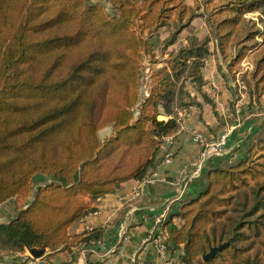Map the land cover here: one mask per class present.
<instances>
[{"label": "trees", "instance_id": "16d2710c", "mask_svg": "<svg viewBox=\"0 0 264 264\" xmlns=\"http://www.w3.org/2000/svg\"><path fill=\"white\" fill-rule=\"evenodd\" d=\"M197 17L211 38L168 51ZM163 28L170 36L157 52L152 38ZM211 41L260 104L264 0H0V207L15 200L18 211L0 225V252L99 243L102 230L71 235V227L123 183L148 178L180 129L177 109L199 105L191 90L210 102ZM257 143L208 168L205 188L163 223L187 264H264V139ZM38 176L50 182L24 208Z\"/></svg>", "mask_w": 264, "mask_h": 264}, {"label": "crops", "instance_id": "0c3cea01", "mask_svg": "<svg viewBox=\"0 0 264 264\" xmlns=\"http://www.w3.org/2000/svg\"><path fill=\"white\" fill-rule=\"evenodd\" d=\"M106 5L109 6L107 2ZM195 25L196 19L168 51L188 45L192 37L202 41L200 35L193 32ZM169 36L170 31L163 28L152 38L157 52ZM209 49L213 54L203 68V93L210 102L191 90L199 105H194L190 110L177 109L180 129L173 136L172 144L164 145L157 166L150 171L148 178L123 183L115 194L98 202L97 212L70 229L71 235L102 230V240L69 251L51 253L47 250L41 259H31L28 249L25 252H0V264H132L133 256L139 249L143 250L140 264H164L171 259L173 264H187L183 246L168 244L167 253L162 256L156 244H144L149 232L157 226L156 219L167 203L172 201V209L166 220L179 211L183 201L198 195L207 184L205 173L208 168L233 163L237 160L235 157L242 159L264 135V107L250 100V97H242L238 103H233L236 86L215 41L209 43ZM110 132L107 129L101 134L105 137ZM228 132V153L211 161L202 173H195L194 165L201 153V145L195 141V137L201 135L212 141ZM168 155H171L170 163L165 162ZM49 182L46 177H36L33 195L24 208L34 200L38 188ZM17 215L16 201H8L0 207V225L10 223ZM174 223L182 226L180 219H174Z\"/></svg>", "mask_w": 264, "mask_h": 264}, {"label": "built area", "instance_id": "2783aa9c", "mask_svg": "<svg viewBox=\"0 0 264 264\" xmlns=\"http://www.w3.org/2000/svg\"><path fill=\"white\" fill-rule=\"evenodd\" d=\"M95 2L99 0H93ZM230 133H226L225 135L219 137L217 140H208L205 137L198 135L195 137V141L198 142L201 145V153L199 155V158L197 162L194 165L195 173L199 174L202 173L206 168L210 161L214 159H218L220 157H223L226 155L227 152V144H228V138ZM173 138L167 139L165 145L172 144ZM171 161V155H168L165 162L170 163ZM231 164V163H230ZM172 207V201L167 203V205L164 207L163 213L156 219L157 226L156 228L152 229L148 236L146 237L144 244L148 243H154L157 245L158 250L162 256H164L167 253L168 250V235L167 231L163 229V223L168 218L171 208ZM143 250L139 249L137 253L134 254L132 259V264H140L141 256H142ZM31 259H33L31 257ZM164 264H173V260H168Z\"/></svg>", "mask_w": 264, "mask_h": 264}, {"label": "rangeland", "instance_id": "374dc122", "mask_svg": "<svg viewBox=\"0 0 264 264\" xmlns=\"http://www.w3.org/2000/svg\"><path fill=\"white\" fill-rule=\"evenodd\" d=\"M99 1H102V0H99ZM98 2V1H97ZM188 2H190L191 4H193V5H195L196 3H201L202 2V0H188ZM107 7H110V6H107ZM110 9V8H109ZM201 18L202 17H197L196 18V25H195V28L193 29V32H195V33H197L198 35H200V37L202 38V40H204V39H206L207 37H210V34H209V31H208V29H207V27H206V25L204 26V24L205 23H203V18H202V20H201ZM191 31V30H190ZM211 38V37H210ZM201 40V39H200ZM160 51V50H159ZM148 64H146V67L147 68H145L143 71H144V77H143V90L145 91V89H146V84H147V77L146 76H148L149 75V70H148ZM242 67L244 68V69H249V70H251L252 68H253V66L251 65V63H249L248 61L247 62H244L243 64H242ZM233 81V80H232ZM233 83L235 84V86L238 84V83H240V87L237 89L236 88V98L234 99V101H233V103L234 102H236V103H238L239 102V100H241V99H243L242 97H244V98H246V97H249V95H248V92H246L247 91V88L244 86V84L239 80V81H233ZM232 103V104H233ZM235 103V104H236ZM260 105H262L261 107L263 108L264 107V96H263V98L260 100ZM239 107V106H238ZM263 111V110H262ZM101 137H103V134H101ZM264 139V135L262 136V137H260L259 138V140H257L258 142L259 141H261V140H263ZM257 141L255 142V144L254 145H256V144H258L257 143ZM237 160L235 161V162H237L238 160H239V158L238 157H235ZM212 161H214V160H212ZM211 162V161H210ZM209 162V163H210ZM235 162H233V163H235ZM208 163V164H209ZM232 164V163H231ZM221 166H226V164H224V165H222V164H220ZM220 165H218V166H220ZM228 165V164H227ZM209 165H207V167H208Z\"/></svg>", "mask_w": 264, "mask_h": 264}, {"label": "water", "instance_id": "95a60500", "mask_svg": "<svg viewBox=\"0 0 264 264\" xmlns=\"http://www.w3.org/2000/svg\"><path fill=\"white\" fill-rule=\"evenodd\" d=\"M224 248V245L213 248L210 253H208L207 255H205L203 257V261L206 262L209 259L213 258L219 251H221ZM29 255L33 258V259H41L45 256L47 249H37V248H31L28 250Z\"/></svg>", "mask_w": 264, "mask_h": 264}]
</instances>
